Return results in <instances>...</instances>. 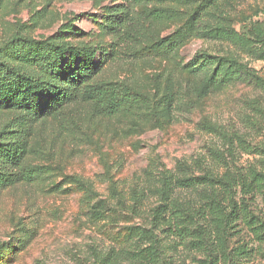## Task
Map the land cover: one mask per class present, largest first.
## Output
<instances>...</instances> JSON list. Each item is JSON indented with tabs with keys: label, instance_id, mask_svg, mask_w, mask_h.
Returning a JSON list of instances; mask_svg holds the SVG:
<instances>
[{
	"label": "rangeland",
	"instance_id": "obj_1",
	"mask_svg": "<svg viewBox=\"0 0 264 264\" xmlns=\"http://www.w3.org/2000/svg\"><path fill=\"white\" fill-rule=\"evenodd\" d=\"M155 9L163 15L155 16ZM197 10L202 21L218 17L237 31L264 22V0H0V92L9 90L1 81L10 70L57 82L44 60L51 45L88 47L98 68L93 82L111 85L135 105L129 113L110 116L76 97L57 110L48 101L37 111L29 108L31 98L24 92L0 104V143L23 139L26 149L15 164L0 156V172L18 179L0 189V264H95L110 248L130 244L131 228L143 224L157 204L158 181L178 176L180 164L195 175L199 164L214 166L210 148L221 152L228 169L259 157L237 148L232 162L227 142L199 128L209 121L230 136L240 134L249 146L264 145V90L253 81L199 100L190 93L201 78L190 73L189 64L201 52L239 54L264 80V61L227 43L177 32ZM162 39L176 41L177 50H165ZM179 94L177 99L196 102L195 107L185 114L177 109L170 118L167 100ZM151 108L156 116H149ZM5 130L11 134L1 135ZM79 181L88 182L113 211L91 220ZM113 192L123 200L120 207ZM133 192L143 196L136 210ZM192 196L186 191L177 197ZM256 213L262 215L264 207ZM238 238L255 246L245 229L232 239L234 245ZM168 252L175 260L186 256L181 250ZM240 264H264V259Z\"/></svg>",
	"mask_w": 264,
	"mask_h": 264
},
{
	"label": "trees",
	"instance_id": "obj_2",
	"mask_svg": "<svg viewBox=\"0 0 264 264\" xmlns=\"http://www.w3.org/2000/svg\"><path fill=\"white\" fill-rule=\"evenodd\" d=\"M133 1L136 4L147 2ZM159 10L155 9L157 17L163 15L164 10ZM212 19V22L202 21L200 10H197L177 32L183 36L193 34L204 40L227 43L247 57L264 61V22L250 23L237 31L228 29L218 17ZM117 24L120 25L121 21ZM159 45L169 52L178 47L176 41L168 39L160 40ZM45 50L49 55L44 59L45 65L53 66L57 82H45L30 74L7 71L1 82L9 90L5 94L0 92V104L13 102L24 92L31 98L29 108L37 111L46 109L48 101L55 103L51 109L57 110L58 106L76 97L93 103L110 116L129 113L135 108L134 102L128 101L126 95L115 94L111 85L93 82L98 68L90 48L51 45ZM49 58L59 61V65L54 66ZM189 67L194 77L201 78L200 85L191 88L190 92L198 100L236 82L253 81L264 90V80L241 60L239 54L214 56L201 52L190 61ZM178 96L180 94L167 100L165 113L170 118L177 109L185 114L195 107L196 102L184 103L176 98ZM156 115L155 109L151 108L149 116ZM199 128L227 142V154L232 162L236 159L237 148L259 157L244 166L235 164L228 169L221 152L210 148L208 151L214 166L199 167V164V173L195 175L187 174L188 167L180 164L178 176H163L158 181L159 186L154 192L157 204L150 209L143 224L131 228L130 244L120 249L110 248L104 256L97 257L95 264H240L257 256L264 259V213H256L259 206L264 207V145L249 146L240 134L235 132L232 137L223 126L209 121L199 124ZM8 134L11 133L7 130L1 132V135ZM11 141L14 143L5 146L0 143V156L15 164L25 155V142L23 139ZM220 167L226 170L220 173ZM17 181L16 176L0 172V189ZM78 183L91 220H99L105 213L113 211L112 204L100 198L88 182ZM186 191L193 196L186 200L177 197ZM113 196L116 197L115 192ZM142 197V193L133 192V210L137 209ZM116 205H123V200L116 197ZM243 229L251 235L255 246L249 247L241 238L236 245L233 244L232 239ZM169 250H181L186 254L185 259L175 260Z\"/></svg>",
	"mask_w": 264,
	"mask_h": 264
}]
</instances>
